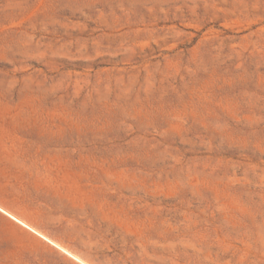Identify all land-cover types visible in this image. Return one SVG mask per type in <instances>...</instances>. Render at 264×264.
I'll return each mask as SVG.
<instances>
[{"label": "rangeland", "instance_id": "rangeland-1", "mask_svg": "<svg viewBox=\"0 0 264 264\" xmlns=\"http://www.w3.org/2000/svg\"><path fill=\"white\" fill-rule=\"evenodd\" d=\"M0 207L82 260L0 264H264V0H0Z\"/></svg>", "mask_w": 264, "mask_h": 264}, {"label": "bare ground", "instance_id": "bare-ground-1", "mask_svg": "<svg viewBox=\"0 0 264 264\" xmlns=\"http://www.w3.org/2000/svg\"><path fill=\"white\" fill-rule=\"evenodd\" d=\"M0 210H2L3 212H5L6 213V215L8 214L9 216H11L12 218H14L15 219V221L17 220L18 221V223L20 222L23 226H26L27 228H29L30 230H33V231H35V232H37L39 235H40V237H43V238H45L46 240H48L49 242H51V244L53 243L54 245H56V246H58V249L60 248L62 251H64L65 253H67V255H70V256H72V257H74L75 259H77L78 261L80 260V261H82L78 256H76L75 254H73V253H71L69 250H67L66 248H64L63 246H61V245H59V244H57L56 242H54L53 240H51L50 238H48L47 236H45L43 233H41L40 231H36V229L34 228H32L31 226H29L28 224H26L25 223V221H22L21 219H19V218H17V216L15 217L14 216V214L12 215V214H10L9 212H7V211H5L3 208H1L0 207ZM38 235V236H39ZM42 238V239H43ZM59 249V250H60ZM82 263V262H81ZM83 263H85V264H88V263H86V262H83Z\"/></svg>", "mask_w": 264, "mask_h": 264}]
</instances>
